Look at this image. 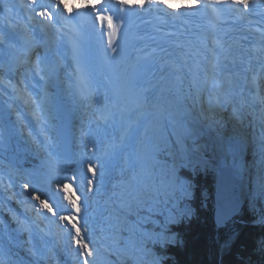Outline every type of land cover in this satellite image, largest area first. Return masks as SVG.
Wrapping results in <instances>:
<instances>
[{"label":"snow or ice","instance_id":"6c2138e0","mask_svg":"<svg viewBox=\"0 0 264 264\" xmlns=\"http://www.w3.org/2000/svg\"><path fill=\"white\" fill-rule=\"evenodd\" d=\"M68 2L0 0V151L39 158L30 169L12 160L0 168V264H16L21 242L27 264H60L61 252L72 264H165L177 242L170 225L188 218L196 177L209 169L219 226L236 212L229 189L241 173L256 211L264 201V0H190L175 10L165 0ZM100 58L114 69L104 83L92 70ZM65 87L81 107L95 105L83 151L61 123ZM224 122L232 132L213 137L208 155L202 129ZM257 251L264 259V240Z\"/></svg>","mask_w":264,"mask_h":264},{"label":"trees","instance_id":"16d2710c","mask_svg":"<svg viewBox=\"0 0 264 264\" xmlns=\"http://www.w3.org/2000/svg\"><path fill=\"white\" fill-rule=\"evenodd\" d=\"M192 196L194 197V193L192 194ZM196 200L194 198V201ZM195 203H197V205H199L200 207L197 206ZM207 203L209 202L204 199L202 200V198L200 201L197 202H193L192 200L191 204L188 203V207L190 209V214L188 218L183 219L180 221V223H177V225L172 226L171 231L174 232L171 233L175 235L177 242L175 243L174 247L172 245L169 246L170 249L168 248L167 250V259L165 261V264H218L217 259L220 257L222 258V260H220V264H237V263L244 264V263H248V261H251L252 263L257 261L258 259L254 257V251L252 250V248L254 244L256 243L259 244L260 236L263 240L264 224H262L263 226H259L256 228L250 227L248 224L243 222L247 217V214L245 212H241L239 216L236 217L237 219L239 218V221L241 220V222L232 223L233 227L231 234L234 237L232 240L233 242L231 243V246L229 248H224L222 245L225 238L229 235L228 233H226L229 230V228H227L224 231H219L218 233L212 232L214 226H213V211L211 208L213 207L211 206L212 204L208 205ZM241 214L244 219L240 216ZM241 218L243 219V221ZM209 224L211 226H209ZM190 237L193 239H191ZM207 237L210 239H208ZM212 237L216 242L212 239ZM211 239L213 241L212 244H214V246H216L218 249L214 250L215 249L214 248L212 250L209 244H206L207 240H211ZM211 255H213L212 259H211ZM185 258H188V260H186ZM226 258H229L230 261L228 259L226 260ZM233 258H235L236 263L232 262ZM244 260L246 261L243 262Z\"/></svg>","mask_w":264,"mask_h":264},{"label":"rangeland","instance_id":"374dc122","mask_svg":"<svg viewBox=\"0 0 264 264\" xmlns=\"http://www.w3.org/2000/svg\"><path fill=\"white\" fill-rule=\"evenodd\" d=\"M0 30H2V28L0 27ZM204 140H205V143L207 142L206 141V139L204 138ZM201 142H203L202 140H201ZM204 144V143H203ZM206 149H207V147H206ZM8 155L9 153H5V152H2V151H0V157H5L6 155ZM207 154L208 155H211V149L210 150H208L207 149ZM2 155V156H1ZM37 158V157H36ZM28 159H30V158H28ZM38 159V158H37ZM39 163V162H38ZM5 164V165H4ZM8 165V163L5 161V160H3L2 158H0V168H3V167H6ZM215 172L213 171V170H211V169H209V171L208 172H201V174H200V176H198L200 179H201V182L203 183L202 184V189L200 188V190L198 191H196V197H195V199H197L196 201H200L201 200V198H202V200L204 199V200H207L209 203H208V205L209 204H212L211 206H214V195H216V193L214 194L212 191H211V188L212 187H210L211 185H212V179H215V174H214ZM205 174V175H204ZM214 174V175H213ZM206 176V177H205ZM203 177V178H202ZM214 177V178H213ZM198 179V178H197ZM196 179V180H197ZM205 179V180H204ZM199 183H200V181H199ZM200 187V186H199ZM203 187L205 188V189H207V188H209L208 189V192H206V191H201V190H203ZM196 188V187H195ZM253 190H252V188L251 187H249V189H248V191L245 193L246 194V200L244 199V198H242V200H244V203L246 204L244 207H246V214H247V217L245 218V221L247 222L246 224H248L250 227H253V228H256V227H259V226H262V224H264V222H258L257 220H256V215L258 214L259 215V217H257V218H260V220H261V211H259L260 210V208L261 207H264V201H261L259 204H258V206H257V209H256V211H253L252 210V208H251V197H252V192ZM204 193V194H203ZM214 195H213V194ZM200 194V195H199ZM211 194V195H210ZM212 196V197H211ZM209 197V198H208ZM194 198V197H193ZM191 197H190V199H189V201H188V203L190 204L191 203ZM193 201H194V199H193ZM196 201H194V202H196ZM11 205H12V207L14 208V209H19L20 211H24V209L16 202V200L15 199H13L12 201H11ZM242 206V203H241V205H240V208H242L241 207ZM18 207V208H17ZM207 211H209V210H207ZM141 212L143 213V210H141ZM242 212V211H241ZM255 213H257L256 215H255ZM4 215H5V217H7L10 221H11V215L9 214V213H7V212H5L4 213ZM250 217H249V216ZM238 215H236V217H237ZM235 217V215L233 216V219L229 222V226H228V228H229V230L226 232V233H228V234H231V232H232V227H233V225H232V223H237V222H240L239 221V219H237ZM191 218V217H190ZM130 219L131 220H135L136 219V216H135V213H132V214H130ZM177 223H180V221L179 222H177ZM177 223H173V224H171L170 225V231H171V228H172V226H175V225H177ZM213 226H214V229H213V232H219V231H223V230H226V229H224V228H219L218 226L216 227L215 226V223H214V220H213ZM11 227L12 228H16L17 227V225L15 224V221H11ZM53 231H55V229H53ZM171 232H174V231H171ZM22 236H23V238H25V239H27V234L26 233H22L21 234ZM208 238V237H207ZM208 239H210V238H208ZM213 239V238H212ZM212 239L211 240H207V242H206V244H209V246L212 248V249H214V250H216V249H218L216 246H214V244H212L213 243V241H212ZM260 241L262 240V238H261V236H260ZM259 239H258V241H259ZM177 240V239H176ZM215 241V240H214ZM259 241V242H260ZM212 242V243H211ZM216 242V241H215ZM233 242V241H232ZM231 242V243H232ZM63 244H64V242L63 241H60V240H58V248H62L63 247ZM216 244V243H215ZM219 244V243H218ZM257 244V243H256ZM256 244H254V246H253V248H252V250L254 251V257L255 258H257L258 260L257 261H255V262H251V261H248V263H244V264H264V259H262L261 258V255H260V253L257 251V246H258V244L256 245ZM173 247L175 246V244L174 245H172ZM26 246L23 248V251L21 250V249H19V247H14L13 248V251H14V257H13V259L16 261V264H25L24 262H25V259H24V256H26L27 255V252H26ZM213 256V255H212ZM211 256V257H212ZM64 258H66V259H64ZM218 258V257H217ZM222 258L220 257V258H218L217 259V262H218V264H220V260H221ZM247 259H248V256H247ZM59 260H60V264H63V261H67V264H72V260H71V258L70 257H68V256H66L63 252H61V255H60V258H59ZM246 260H244L243 262H245ZM232 262H234V263H236V261H235V258H233V260H232ZM238 262V261H237ZM52 264H57V261L56 260H53L52 261ZM238 264V263H237ZM240 264V263H239Z\"/></svg>","mask_w":264,"mask_h":264},{"label":"bare ground","instance_id":"6f19581e","mask_svg":"<svg viewBox=\"0 0 264 264\" xmlns=\"http://www.w3.org/2000/svg\"><path fill=\"white\" fill-rule=\"evenodd\" d=\"M20 2V0H11V4H13V5H15V4H18ZM7 5H8V3L7 2H5L4 3V7H7ZM80 5V6H79ZM68 7H69V9H72V8H81V0H69V2H68ZM19 11V10H18ZM20 17V16H19ZM21 17H23V16H21ZM20 17V18H21ZM1 20V19H0ZM0 26L3 28V27H6V26H4V22H3V19H2V21H0ZM41 51H42V49H41ZM63 100H64V105H66V101H65V98L63 97ZM67 108H69V103L67 104ZM81 118V119H80ZM87 123H88V120H86L85 119V117H81L80 115H77L76 113H75V115H74V123H73V129H72V131H73V133L75 134V138H74V140H75V147H76V149L78 150V151H83V147H82V140H81V129H82V126H86L87 125ZM222 125V131H223V134H231V132H232V124L231 123H229V122H224L223 124H221ZM220 125V126H221ZM202 135H205L204 134V132L202 131ZM203 142H201L202 144L204 143V145H205V147H207V149L208 150H210L211 149V140L212 139H207L206 138V143H205V140H204V136L202 137V139H201ZM83 142H86V141H83ZM190 143V142H189ZM2 156V155H1ZM33 156V155H32ZM27 158H30V155H27L26 156ZM35 158H36V156H35ZM38 158V157H37ZM36 158V159H37ZM33 164H34V162H33ZM5 165V164H4ZM215 174V173H214ZM213 174V175H214ZM205 175V174H204ZM200 176V175H199ZM206 177V176H205ZM198 178V179H197ZM201 178V177H200ZM200 178L199 177H196V189H199L201 186H202V182H201V180H200ZM203 178V177H202ZM214 178V177H213ZM199 180H200V183H199ZM205 180V179H204ZM213 180V179H212ZM213 182V181H212ZM240 183H242V181L240 182ZM200 186V187H199ZM244 186L246 187V184H244ZM211 187V186H210ZM235 188L236 190H239L242 194H244L245 192H242L243 191V186L242 185H237V182H235V179H232L231 180V182H230V188H231V190L233 191V189L232 188ZM239 187H241V189L239 188ZM206 188V187H205ZM204 187H203V190L204 191H206V192H208V189L209 188H207V189H205ZM195 189V191H194V198L196 197V190ZM199 191V190H198ZM202 191V190H201ZM211 191L214 193V191L212 190V188H211ZM252 193V192H251ZM204 194V193H203ZM200 195V194H199ZM211 195V194H210ZM212 197V196H211ZM193 198V199H194ZM209 198V197H208ZM198 199V198H197ZM196 200V199H195ZM246 200V199H245ZM190 201H192V200H190ZM199 201V200H198ZM194 202V201H193ZM197 202V201H196ZM205 202V201H204ZM203 203V202H202ZM201 203V204H202ZM264 203V202H263ZM191 204V203H190ZM196 205H197V203H195ZM200 204V205H201ZM208 204V203H207ZM197 206H199V205H197ZM200 207V206H199ZM259 207V206H258ZM18 208V207H17ZM206 210V209H205ZM199 211V210H198ZM260 211V210H259ZM199 214V213H198ZM243 214V213H242ZM242 214L240 215L241 217H242ZM257 213H255V215H256ZM244 216V215H243ZM249 216V215H248ZM200 217H201V215H200ZM235 217H236V215H235ZM250 217V216H249ZM257 217H259V215L257 214L256 215V218ZM243 218V217H242ZM241 218V219H242ZM193 219V218H192ZM213 219H214V215H213ZM239 219V218H238ZM244 219V218H243ZM243 219H242V221H243ZM201 220V219H200ZM188 221V220H187ZM240 222H241V220H240ZM244 223H247L245 220L243 221ZM16 224V223H15ZM196 224V223H195ZM198 224V223H197ZM239 225V224H238ZM209 226H211L210 224H209ZM263 226V225H262ZM240 227H241V225H240ZM246 227V226H245ZM181 228V227H180ZM220 228V227H219ZM174 229V228H173ZM175 230V229H174ZM180 230V229H179ZM182 231V230H181ZM224 231V230H223ZM245 231V230H244ZM180 232V231H179ZM212 232H213V230H212ZM261 232V231H260ZM211 234V233H210ZM215 234V233H214ZM225 234V233H224ZM247 235V234H246ZM259 235V234H258ZM257 235V236H258ZM212 236V235H211ZM248 236V235H247ZM250 236V235H249ZM214 237V236H213ZM212 237V238H213ZM191 238V237H190ZM223 238V237H222ZM225 238V237H224ZM189 239V238H188ZM191 239H193V238H191ZM213 240H214V238H213ZM236 240V239H235ZM253 240H254V238H253ZM257 240V239H256ZM263 240H264V238H263ZM188 241V240H187ZM189 242V241H188ZM235 242H237V241H235ZM212 243V242H211ZM252 245V244H251ZM257 245V244H256ZM211 246V245H210ZM249 247V246H248ZM178 248V247H177ZM208 248V247H207ZM250 248V247H249ZM169 249H170V247H169ZM172 250V249H171ZM213 250V249H212ZM222 250V249H221ZM251 250V249H250ZM223 251H224V249H223ZM173 252V251H172ZM169 253V252H168ZM227 253V252H226ZM173 254V253H172ZM180 254V253H179ZM177 255H178V253H177ZM196 255V254H195ZM212 256V255H211ZM223 256H224V254H223ZM225 258V257H224ZM64 259H66V258H64ZM186 260H188V258H185ZM211 259H212V257H211ZM214 259V258H213ZM229 260V258H226V260ZM176 260V259H175ZM192 260V259H191ZM222 260V259H221ZM172 261V260H171ZM182 261V260H181ZM213 261V260H212ZM230 261V260H229ZM64 262V261H63ZM175 262V261H174ZM185 262V261H184ZM186 263V262H185Z\"/></svg>","mask_w":264,"mask_h":264},{"label":"water","instance_id":"95a60500","mask_svg":"<svg viewBox=\"0 0 264 264\" xmlns=\"http://www.w3.org/2000/svg\"><path fill=\"white\" fill-rule=\"evenodd\" d=\"M202 130L205 133H207L208 132V127L204 126ZM206 138L207 139H209V138L212 139V137L209 136V134H206ZM237 177L238 176H235L233 179H235V182H237V185H239L238 184L239 178H237ZM211 187H212V190L214 191V194L216 193V195H214L212 193L214 195V201H215L214 202V206H212L213 208H211L212 211H213V215H214V219L213 220H214L215 226L216 227L218 226V227L221 228V226H219L218 223H217V176H216V173H215L214 182L212 183ZM200 188L202 189V186ZM200 188L196 189V190H200ZM232 189H233V191L231 190V188L229 189V196L237 202V208H236V212L234 213V215H238V213L240 212V209H241L240 205H241V202H242L243 194L239 190H236L234 187ZM202 191H204V190H202Z\"/></svg>","mask_w":264,"mask_h":264}]
</instances>
